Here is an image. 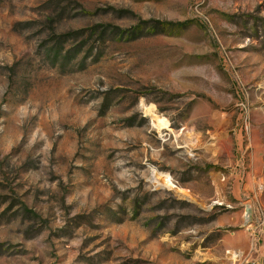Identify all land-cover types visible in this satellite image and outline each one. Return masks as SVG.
Here are the masks:
<instances>
[{"label": "rangeland", "instance_id": "1", "mask_svg": "<svg viewBox=\"0 0 264 264\" xmlns=\"http://www.w3.org/2000/svg\"><path fill=\"white\" fill-rule=\"evenodd\" d=\"M0 264H264V0H0Z\"/></svg>", "mask_w": 264, "mask_h": 264}]
</instances>
